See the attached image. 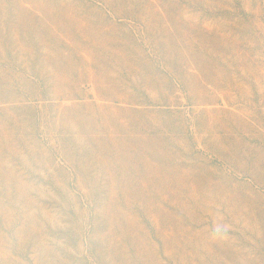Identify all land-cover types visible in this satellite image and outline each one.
<instances>
[{
	"label": "rangeland",
	"instance_id": "1",
	"mask_svg": "<svg viewBox=\"0 0 264 264\" xmlns=\"http://www.w3.org/2000/svg\"><path fill=\"white\" fill-rule=\"evenodd\" d=\"M0 264H264V0H0Z\"/></svg>",
	"mask_w": 264,
	"mask_h": 264
}]
</instances>
